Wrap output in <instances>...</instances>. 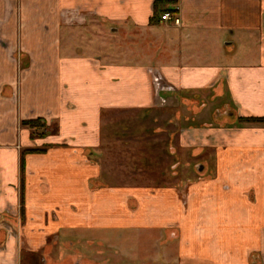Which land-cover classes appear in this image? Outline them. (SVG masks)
<instances>
[{"label": "crops", "instance_id": "crops-1", "mask_svg": "<svg viewBox=\"0 0 264 264\" xmlns=\"http://www.w3.org/2000/svg\"><path fill=\"white\" fill-rule=\"evenodd\" d=\"M155 1L181 24H152ZM89 27L144 42L149 62L127 61L123 46L84 54ZM168 108L178 121L210 117L166 142L172 168L179 148L203 177L109 184L95 160L112 128L104 113ZM245 117H264V0H0V264H36L90 230L145 233L157 264H264V127ZM30 119L46 136L32 139ZM117 127L110 139L134 128L145 140L143 123Z\"/></svg>", "mask_w": 264, "mask_h": 264}, {"label": "rangeland", "instance_id": "rangeland-1", "mask_svg": "<svg viewBox=\"0 0 264 264\" xmlns=\"http://www.w3.org/2000/svg\"><path fill=\"white\" fill-rule=\"evenodd\" d=\"M90 30V27L86 28L85 30H81L77 35L78 46L83 49L84 54L102 57L104 49L108 50L109 48L114 54L113 56H118L119 46H123L128 53L127 61L149 62L150 53L146 54L147 49L142 48V46L146 47L144 42L135 44L134 41L130 40L131 36L126 41L121 36L122 42L120 44L118 33L116 35L110 33L104 27H99L94 33ZM104 45L106 48H104ZM167 88L169 89L170 87L168 86L165 89ZM223 101L226 102L228 100L223 99ZM228 111L226 108L223 109L224 120L229 118ZM103 118L105 127L106 124H110L112 128H110V131L106 129V139L103 141L102 146L95 151V160L98 161L106 173L108 172L109 184L156 187L181 185L184 181L190 184L193 180H199L200 177H203L204 173H201L200 162L197 158H194L192 153L191 157H189V153L179 148L177 156H179L178 158L182 162H180L178 169L172 168L173 157L170 156L171 154L168 151L166 142L168 141L167 137H169L168 132L173 133L174 131L177 133L180 132L183 126H190L192 124L204 126L205 122L207 124L211 122L209 116L206 118H194V120L192 118L189 121L183 122L182 120H176L178 117L173 109L168 108L167 110L161 109L147 113H137L136 111H107L104 113ZM135 123H143V126L147 128L144 141L137 142L134 141L135 139L130 138V136L134 135L135 130L133 127ZM167 123H169L168 128L170 130L166 128ZM117 124L123 127L132 125L133 129L130 128L127 132L124 130L119 131L121 132L119 134L121 135V139H110L112 132H118L116 130L118 128ZM223 124L225 126L226 122L224 121ZM114 126L116 129L112 130ZM161 126L166 131H158V127ZM156 130L157 133L154 136L152 133L154 131L156 132ZM41 131L44 132V130ZM126 133H128V136H126ZM147 138H158L159 140H156L157 142H151ZM152 143L157 146L152 148ZM188 170L190 171L188 177L183 176V173L186 174ZM177 171L180 174L178 176L174 173H177ZM105 178L103 179L105 180ZM80 234H83V237L79 242L76 241L77 243L66 241L62 245L59 243L54 246V242H52L51 255L47 254L41 257L36 264H39V262L40 264H73L74 260L79 261L80 264H157L155 257L158 253L161 256V252L157 253L156 250V246L159 245L151 241L154 239L150 241L149 239L144 240L145 233L139 235L132 231L109 232L104 230H90L81 232ZM147 236L151 237V232H147ZM76 238L78 239V237H74V239ZM158 264L168 263L167 260L163 261L162 257H160ZM198 264L202 263L198 262Z\"/></svg>", "mask_w": 264, "mask_h": 264}, {"label": "trees", "instance_id": "trees-1", "mask_svg": "<svg viewBox=\"0 0 264 264\" xmlns=\"http://www.w3.org/2000/svg\"><path fill=\"white\" fill-rule=\"evenodd\" d=\"M162 4H164V2L155 1V3H154V15L151 18L152 24L156 22L157 18L161 14L162 15L165 13L175 14V11H172L171 9L162 10L160 8V6ZM162 15H161V17H162ZM161 17H160V19H161ZM239 121H240V123H243V124H258V125L264 126V117H245V118H240ZM22 125L30 128V130L32 131V133H31L32 139L43 138L44 136H46V133H47V131H45V130H48L46 128V123L41 121L40 119L24 120V121H22ZM41 130H44V132H42ZM31 151L32 152H40V151H44V150L32 149Z\"/></svg>", "mask_w": 264, "mask_h": 264}, {"label": "built area", "instance_id": "built-area-1", "mask_svg": "<svg viewBox=\"0 0 264 264\" xmlns=\"http://www.w3.org/2000/svg\"><path fill=\"white\" fill-rule=\"evenodd\" d=\"M161 20L172 21L175 25L179 26L181 24L180 17L176 14L165 13L162 15Z\"/></svg>", "mask_w": 264, "mask_h": 264}, {"label": "flooded vegetation", "instance_id": "flooded-vegetation-1", "mask_svg": "<svg viewBox=\"0 0 264 264\" xmlns=\"http://www.w3.org/2000/svg\"><path fill=\"white\" fill-rule=\"evenodd\" d=\"M73 264H80V263H79V261L74 260V261H73Z\"/></svg>", "mask_w": 264, "mask_h": 264}]
</instances>
